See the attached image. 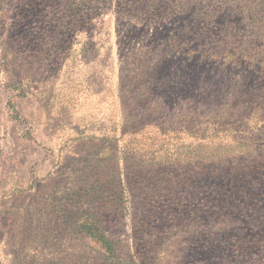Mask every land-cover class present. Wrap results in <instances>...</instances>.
Here are the masks:
<instances>
[{
	"label": "rangeland",
	"instance_id": "obj_1",
	"mask_svg": "<svg viewBox=\"0 0 264 264\" xmlns=\"http://www.w3.org/2000/svg\"><path fill=\"white\" fill-rule=\"evenodd\" d=\"M84 221L264 264V0H0V264H104Z\"/></svg>",
	"mask_w": 264,
	"mask_h": 264
},
{
	"label": "trees",
	"instance_id": "obj_2",
	"mask_svg": "<svg viewBox=\"0 0 264 264\" xmlns=\"http://www.w3.org/2000/svg\"><path fill=\"white\" fill-rule=\"evenodd\" d=\"M137 180H141L142 177H136ZM144 184V182H142ZM146 187V184L145 186ZM130 193V190H127ZM132 202V201H131ZM135 206L134 202L133 205ZM70 226V225H69ZM146 229L149 231L150 236H148V239L152 236H155L154 239L148 240L149 244H147L146 252L150 254L152 257V263L151 264H160L161 260L159 259V256L162 255L164 246L166 245V242L164 241L162 244L160 243L163 239L161 235H158L157 228L155 225H145ZM72 231H75L79 236L84 238L87 242H90L93 247H95L98 252H100L99 260L102 261L104 264L107 262L108 264H121V261L117 257L116 249H115V243L113 240L109 237H106L105 234L102 232L100 225L98 223L93 221H84V222H77L72 223L69 227ZM166 248V247H165ZM93 255H90L89 260H93ZM96 260V261H99ZM98 264V262H96Z\"/></svg>",
	"mask_w": 264,
	"mask_h": 264
}]
</instances>
